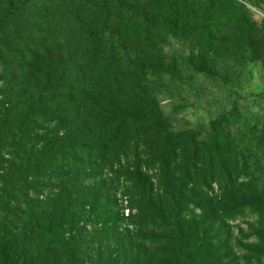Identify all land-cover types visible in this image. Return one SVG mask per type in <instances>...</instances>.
Returning a JSON list of instances; mask_svg holds the SVG:
<instances>
[{
    "label": "rangeland",
    "instance_id": "obj_1",
    "mask_svg": "<svg viewBox=\"0 0 264 264\" xmlns=\"http://www.w3.org/2000/svg\"><path fill=\"white\" fill-rule=\"evenodd\" d=\"M241 1L249 19L189 0L173 23L147 0L131 13L121 0H0V195L12 207L0 236L6 224L26 240L30 212L51 213L53 241L29 256L61 264L59 243L74 236L87 263L128 264V232L166 236L160 204L172 222L181 194L202 196L188 205L197 246L217 250L204 264H264V0ZM221 114L247 167L208 161Z\"/></svg>",
    "mask_w": 264,
    "mask_h": 264
},
{
    "label": "trees",
    "instance_id": "obj_2",
    "mask_svg": "<svg viewBox=\"0 0 264 264\" xmlns=\"http://www.w3.org/2000/svg\"><path fill=\"white\" fill-rule=\"evenodd\" d=\"M122 2L128 3L130 1V6L128 8L129 13H131V10H133V0H121ZM247 1V0H244ZM152 6H164L161 7L160 10L162 12L165 11L166 8L170 9L165 11V19L170 20L173 23H180L181 20H185L186 17L183 15H186L187 7L190 5L189 0H147ZM152 2V3H151ZM148 3V4H149ZM200 6L205 5V2L199 3ZM220 7L223 9V11L226 12H232L237 15L242 14L243 17L246 19L248 18V9L246 7V3L241 0H221ZM184 11V13H183ZM208 13V12H207ZM201 14V13H200ZM203 15V14H201ZM184 17V18H183ZM227 17V16H224ZM79 118L78 116L74 117ZM128 116V120H129ZM131 120V119H130ZM148 120L153 124L154 126L161 129L160 131H164V125L166 124L165 121L157 119L155 116L148 115ZM126 121L119 122L110 130L112 131V136L114 138L121 137L123 132L126 129V125L124 127V123ZM229 122V116L227 114H221L217 116L213 121L211 125V132L213 134V139L215 141L219 140L218 143L214 144L212 153L208 154V161L211 164H213L215 157H218L220 159V166L223 168L228 167V165L234 163V168L239 167L240 165L246 166L251 160V154L244 155L241 150H238L236 152V141L231 137L230 133L223 131V124ZM167 148H173V145H168ZM220 151V152H219ZM247 152H250L248 149ZM170 154V151L168 150L166 152V159L168 158ZM185 155L181 154V157L183 158ZM171 160V159H170ZM169 160V162H170ZM190 164V163H188ZM186 171H188V167L186 166L184 168ZM236 169V168H235ZM238 169V168H237ZM197 173V171H195ZM235 184V182L230 183ZM229 186H234L230 185ZM2 193V191H1ZM11 193V192H10ZM194 194V192H192ZM6 195H9V192L6 193ZM190 193H189V196ZM2 195H0V211H3V218L2 220L7 219L6 217L11 215V204H10V198L9 196L6 197L4 200H2ZM195 198V199H194ZM202 196L193 197L192 199L183 198L182 194L180 195L179 201L175 204L176 212L173 217L172 222H168L166 219L169 216V212H165L166 210V203H161L160 208L161 210L157 209V214H165L167 216L160 218L162 223L165 224V229L168 230V235L166 236H142L137 235L136 239H134V242L132 241L131 237L133 235L127 233V237L129 239V249L126 253H124V261L128 264H204L206 262V259L213 256V253H217V250L212 251L210 249L203 251L202 245H198L197 243L205 242V236H202V238L197 235L198 230L200 229L201 224H198L195 220V214L189 209V203H191L193 200H199ZM63 201L67 204V199H63ZM201 201V200H200ZM251 203H255L259 201L254 196V192H252L251 195ZM62 202V200H60ZM63 202V203H64ZM259 201V206H260ZM197 203V202H196ZM199 203V202H198ZM152 203H149L148 206L151 208ZM200 209L207 208V204H197ZM142 206V205H141ZM227 205L224 203H220V210L225 209ZM232 206V204L230 205ZM164 209V210H163ZM151 212L155 214V209H151ZM46 213L45 215L43 213H40V216H36L30 212L29 219H27V224L29 225L28 229L25 232H28V237L25 240L22 238V236H17L16 238H9L10 229L7 228L6 224H4V232L0 236V264H48V260L45 258L44 255H38V256H29V252L26 251L25 246L29 245H35V243L38 240L41 239H48L52 240L53 238V230L59 225L58 221L50 220L49 217L51 216V213ZM192 219H191V217ZM159 218L155 215L152 220H148L147 223H153L158 221ZM7 221V220H6ZM190 221L193 222V224H190ZM147 223L143 222L138 224V230L141 231L144 227H147ZM25 229V228H24ZM60 229H63L62 227ZM263 229V227H261ZM131 233V232H130ZM21 237V238H20ZM73 239L63 238L59 246H62V252L64 256V261L61 264H90L87 263L86 260H83L81 257V254L79 252V249L82 247L83 244H80V240H77L72 236ZM192 237H196L192 240ZM53 241V240H52ZM192 241L194 243H192ZM66 242V243H65ZM142 245V246H141ZM143 246L145 247V250L143 249ZM159 247H162L164 249L158 250ZM152 248V251H149L148 249ZM206 249V248H205ZM134 251V252H133ZM220 251H222L220 249ZM46 252H48V249H46ZM258 252L262 253L263 250H259ZM146 253V257L145 254ZM127 257L128 260H127ZM223 260H225V257L222 256ZM52 262H55V258L52 257ZM93 264V263H92Z\"/></svg>",
    "mask_w": 264,
    "mask_h": 264
}]
</instances>
